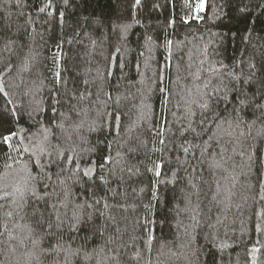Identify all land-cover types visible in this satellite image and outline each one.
Masks as SVG:
<instances>
[{"label":"trees","instance_id":"16d2710c","mask_svg":"<svg viewBox=\"0 0 264 264\" xmlns=\"http://www.w3.org/2000/svg\"><path fill=\"white\" fill-rule=\"evenodd\" d=\"M0 264H264V0H0Z\"/></svg>","mask_w":264,"mask_h":264},{"label":"snow or ice","instance_id":"6c2138e0","mask_svg":"<svg viewBox=\"0 0 264 264\" xmlns=\"http://www.w3.org/2000/svg\"><path fill=\"white\" fill-rule=\"evenodd\" d=\"M201 7H202V5H201Z\"/></svg>","mask_w":264,"mask_h":264}]
</instances>
